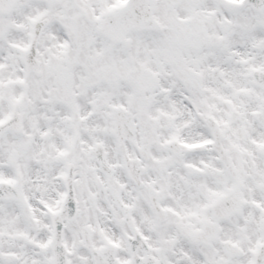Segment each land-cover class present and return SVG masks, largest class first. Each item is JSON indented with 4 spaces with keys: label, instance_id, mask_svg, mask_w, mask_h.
<instances>
[{
    "label": "snow or ice",
    "instance_id": "6c2138e0",
    "mask_svg": "<svg viewBox=\"0 0 264 264\" xmlns=\"http://www.w3.org/2000/svg\"><path fill=\"white\" fill-rule=\"evenodd\" d=\"M0 264H264V0H0Z\"/></svg>",
    "mask_w": 264,
    "mask_h": 264
}]
</instances>
